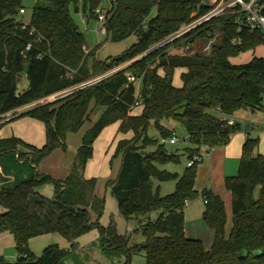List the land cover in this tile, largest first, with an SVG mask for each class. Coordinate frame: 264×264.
Wrapping results in <instances>:
<instances>
[{
	"label": "trees",
	"instance_id": "1",
	"mask_svg": "<svg viewBox=\"0 0 264 264\" xmlns=\"http://www.w3.org/2000/svg\"><path fill=\"white\" fill-rule=\"evenodd\" d=\"M22 2L0 0V116L135 60L98 82L20 114L44 123L43 146L15 136L0 139V156L18 154L25 164L31 160L39 167L53 150L67 148L68 133L78 131L96 108L103 109L83 137L66 178L40 173L34 166L11 182L0 176V233L13 236L18 253L14 262L0 254V264H65L70 250L53 244L37 256L29 249L30 240L57 233L72 243L95 228L102 242L124 248L127 264L131 254L139 252L145 253V264H264V253L252 254L264 248V154L258 151V138L247 136L238 174L225 177L232 198L228 232L224 201L212 190L202 191V217L214 235L209 249L200 239L187 237L184 227V208L199 194L197 163L186 166L181 175L157 166L180 162V155L166 148V141L176 134L170 121L186 130L188 146L183 154L188 162L202 147L212 149L229 142L240 123L230 125L228 118L242 110L263 108L264 58L254 55L243 64L231 58L264 45V31L239 28L236 15L225 14L151 51L209 7L201 0H106L107 38L118 42L135 35L137 41L116 57L99 61L95 59L99 46L86 51L85 37L69 7L73 5L78 12L81 5L86 21L96 20L95 9L102 0H37L25 28L18 19ZM258 4L264 14V0ZM215 27L220 31L219 42L208 52L170 53L180 43L212 36ZM28 43L30 50H26ZM176 69H182L180 87L173 84ZM23 74L29 85L18 93ZM127 74L135 79L129 81ZM137 90L140 109L132 113L137 108L133 107ZM113 123L119 124L121 133L133 132L130 139L119 140L115 155L122 154L120 168L106 184L121 216L139 222L144 242L132 247H127L125 236L112 225H100L105 199L96 193V179L84 176L95 140ZM150 129L158 137L150 135ZM153 179L176 180L175 190L161 196L153 189ZM45 183L54 185V198L37 190ZM153 212L155 219L150 217ZM243 252L246 255L240 256Z\"/></svg>",
	"mask_w": 264,
	"mask_h": 264
},
{
	"label": "rangeland",
	"instance_id": "2",
	"mask_svg": "<svg viewBox=\"0 0 264 264\" xmlns=\"http://www.w3.org/2000/svg\"><path fill=\"white\" fill-rule=\"evenodd\" d=\"M37 0H23L24 14L19 15L18 19L23 23L30 21L32 9ZM108 5L105 4V10ZM70 14L78 26L80 32L83 34L86 40V51L99 46L95 51V59L99 61H106L112 59L128 49L132 44L137 41L135 35L128 37L125 40L112 42L107 38L106 34L99 32L98 24L95 19H89L86 21L83 15L82 6L79 5V11L74 10L73 5L69 7ZM195 13V12H194ZM155 14V10L152 12V16ZM204 15V14H203ZM202 16V15H201ZM200 17V16H199ZM198 27V26H197ZM212 36L209 34L206 37H198L192 44H182L173 46L170 49L171 54L176 55H192L193 53L201 52L205 53L211 49L214 43L219 42L220 31L218 28L212 29ZM172 42V41H171ZM173 43V42H172ZM152 48V47H151ZM155 50V49H154ZM153 51V50H152ZM254 54L255 56L264 55V45L259 47L257 51H246L237 57H234L235 61L245 62L249 60ZM242 58V59H241ZM240 59V60H239ZM135 59L127 61L105 73H110L114 69L122 67L125 68L131 64ZM159 72H162L159 70ZM101 73V74H105ZM99 74V75H101ZM98 76V75H96ZM94 76V77H96ZM28 79L25 74L22 75V80L18 83V89L22 90L28 84ZM173 84L177 87L182 86V80L180 77V70L177 69L174 72ZM136 85L139 86V81H136ZM52 102V99H50ZM47 102V103H49ZM40 103H37L39 105ZM31 104L23 108L24 113L28 109L37 106ZM254 110V111H253ZM103 109L98 107L94 110L89 120L85 121L82 127L72 133H68L66 137L67 148L65 150L56 148L45 159L47 162L61 161L63 157L64 164H70L72 166L75 159L76 145L82 142L83 137L91 128L92 123L95 122L101 115ZM139 112V108H134L132 113ZM13 115V114H12ZM2 116L0 118L2 119ZM237 122L240 123V128L232 135L229 142L226 145L216 147L218 151L223 150V158H218V161H214L215 165L211 166L210 155L203 153L202 160L197 163V176L196 187L198 189V196L187 202L184 208V227L187 237L200 239L206 249H209L213 242V231L208 227L202 217L204 210V198L202 196V190H212L215 194H218L224 201L225 211L227 214L226 230L229 231L232 225V212H231V194L226 188L225 177L238 174L239 163L242 154V146L246 136L252 138H258L259 145L258 150L264 153V98L263 108L249 109L240 111V117L238 116ZM169 126L174 128L178 142L176 144H170L166 141V148L171 152H177L180 155V162H169L166 164H158V168L166 170L171 173H177L181 175L187 166L186 155L183 154V149L188 146L185 142L187 135L185 128L176 121H170ZM149 134L156 136L157 132L154 129H150ZM19 137L24 141L35 146H43L46 143V128L42 121L33 119L29 116H21L15 120L7 122L0 127V137ZM133 136V132L127 133L119 132L116 123L106 126L98 135L93 145V154L86 165L85 177L96 179V191L98 196L105 199L104 213L100 218V225L107 227L112 225L117 234L125 236L127 239V247H132L135 244H141L144 242V236L139 230V222L136 219H125L121 216L117 201L110 194L106 184L110 179L116 178L122 159V154H116L115 150L119 140L130 139ZM154 147H149V150H153ZM44 160V159H43ZM25 159L19 160L17 154L7 153L0 156V176L8 181H13L18 176L23 177L25 172H30L32 165L25 164ZM224 166V172L221 173L220 169ZM65 167V165H63ZM52 167L48 165L45 173L51 174ZM0 180V184H1ZM176 180L158 181L153 179V189L158 190L161 196L171 194L175 190ZM37 190L43 195L54 198V185L52 183L41 184L37 187ZM156 213L151 214V219L156 218ZM97 235V239L93 236ZM101 235L98 229H93L90 233L81 237L78 240L80 248H76L65 258V264H127V254L123 249L118 250L116 248L109 249L111 245L101 241ZM68 242L64 237L57 233L49 234L44 237L32 238L29 242V249L37 256L41 255L43 249L46 246L57 244L61 248L71 249ZM88 244L87 247L83 245ZM0 254L9 262H14L17 258V251L15 249L13 236L8 232L0 233ZM128 264H145V253H133L130 256Z\"/></svg>",
	"mask_w": 264,
	"mask_h": 264
},
{
	"label": "built area",
	"instance_id": "3",
	"mask_svg": "<svg viewBox=\"0 0 264 264\" xmlns=\"http://www.w3.org/2000/svg\"><path fill=\"white\" fill-rule=\"evenodd\" d=\"M201 3L203 5H206L209 7V11L207 13H205L204 15H202L200 17H197L192 22H190L189 24L182 27L180 30L171 34L170 36H168L167 38H165L161 42L155 44L150 50L152 51L154 49H157V48L161 47L162 45L166 44L167 42L173 41L174 39H176V38L184 35L185 33L191 31L192 29L196 28L197 26H199V25H201V24H203V23H205V22H207V21H209L215 17H219V16L225 15V14L236 15V22L239 25V28L246 27L251 31H254L257 29H261L264 31V14L260 10L258 0H201ZM105 4H106V0H102L100 5L95 9V14L97 16L96 21L98 24L97 30L101 33H104V34L106 33ZM24 12H25L24 9L20 10L21 14H23ZM84 19H85V17H84ZM28 23L22 22L23 28H25V26ZM30 48H31V44L28 43L26 46V50H30ZM121 69H122V67L114 69L110 73H105V74H101V75H98L96 77L90 78V79H88V80H86L80 84L72 86V87L65 89L63 91L54 93L50 96H47V97H45L39 101L33 102L31 104L37 105V103H40L39 105H41V104H44V103L51 101L50 99H52V101L57 100L59 98H62L64 96L70 94L71 92H73L77 88H81L85 85H89V84L98 82L101 79L109 76L110 74L117 72V71H120ZM127 77H128L129 81H133L135 79L130 74H127ZM31 104H28V105H31ZM140 104H141V95H140V91L137 90L136 100L133 104V107H138V106H140ZM23 108L25 110L26 107L23 106L21 108H17L16 111L15 110L10 111V112H8V114L6 113V115L23 111ZM234 122H235V120L233 119V117L228 118V124L232 125V124H234ZM178 140H179L178 137L176 136V134H174L169 139V143L175 144L178 142ZM186 141H187V137H185V142ZM201 160H202V155L201 154H195V155H193V157L190 160H188L187 166H192L195 163L200 162Z\"/></svg>",
	"mask_w": 264,
	"mask_h": 264
},
{
	"label": "crops",
	"instance_id": "4",
	"mask_svg": "<svg viewBox=\"0 0 264 264\" xmlns=\"http://www.w3.org/2000/svg\"><path fill=\"white\" fill-rule=\"evenodd\" d=\"M25 13V12H24ZM23 13V14H24ZM262 46V45H261ZM261 46H258L254 51H251V52H255V51H257V49L259 48V47H261ZM254 56V54H252V56H251V58ZM259 57H263L264 58V55L262 54V56H259ZM250 58V59H251ZM242 59V58H241ZM249 59V60H250ZM235 60H237V59H235ZM234 60V58H231V61L233 62V63H235V64H243V63H246V62H248L249 60H247V61H245V62H238V61H235ZM240 60V59H239ZM177 70V69H176ZM180 70V74H181V71H182V69H179ZM22 80V77L20 78V80H19V82ZM28 85H29V82L27 83ZM28 85L25 87V88H22V90H20V89H18V93H21L22 91H24L27 87H28ZM140 109V108H139ZM15 111H16V109H15ZM18 111V110H17ZM254 111V110H253ZM21 112L22 111H20V112H16L15 114H9V115H6V114H4L3 116H2V119L0 118V124H2L0 127H2L4 124H6L7 122H10V121H12V120H15V119H17V118H19L18 116L21 114ZM135 113H139V112H135ZM8 114V113H7ZM238 116L240 117V112H238L237 114H235L234 115V117H233V119L235 120V122L237 121V118H238ZM14 117H17V118H14ZM14 118V119H13ZM117 124V126L119 127V124L118 123H116ZM232 137V136H231ZM3 138H6V137H0V139H3ZM246 138H247V136H246ZM246 138H245V140H246ZM27 142V141H26ZM245 142V141H244ZM243 142V143H244ZM28 143V142H27ZM176 144V143H175ZM66 145H67V143H66ZM81 145V143L80 144H77L76 145V151H75V154L77 153V150H78V148H79V146ZM174 145V144H173ZM38 147H40V146H38ZM259 151V150H258ZM203 153H207L208 155H210V162H209V164L211 165V166H213V165H215L213 162L214 161H218V158H220L221 157V159L223 158V155H224V153H223V150L222 151H218V150H216L215 148H212V149H208L207 147H202L201 149H200V154H203ZM259 153H262V152H260L259 151ZM262 154H264V153H262ZM46 160H48V158L47 159H44V160H42L41 161V163H40V165H39V172L40 173H45V171H47V169H46V167L48 166V165H50L52 168L50 169L51 170V174L50 175H52L54 178H57V179H64V178H66V176L68 175V173H69V171H70V169H71V167H70V164H64L63 163V157L61 158V161H54V162H47ZM63 165H65V167H63ZM220 169H222L221 170V173H223L224 171V166L223 167H221V165H220ZM86 170V169H85ZM45 174H47V173H45ZM84 176H85V172H84ZM86 178V177H85ZM195 188L197 189V187H196V183H195ZM204 189H206V188H204ZM203 189V190H204ZM198 190V189H197ZM202 190V191H203ZM96 193H97V191H96ZM97 195H98V193H97ZM91 232V231H90ZM89 232V233H90ZM88 234V233H87ZM87 234H85V235H87ZM49 235V234H48ZM48 235H43V236H40V237H46V236H48ZM85 235H83V236H81V237H84ZM96 239H97V235L96 234H94L93 235ZM81 237L80 238H78L75 242H70L69 244V246L71 247V249H67V250H70V251H72V250H74V249H76V248H80L82 245L80 244L79 245V243H78V240H80L81 239ZM213 237H214V235H213ZM110 245V244H109ZM84 247H87L88 246V244H85V245H83ZM112 248H116V247H109V249H112Z\"/></svg>",
	"mask_w": 264,
	"mask_h": 264
},
{
	"label": "water",
	"instance_id": "5",
	"mask_svg": "<svg viewBox=\"0 0 264 264\" xmlns=\"http://www.w3.org/2000/svg\"><path fill=\"white\" fill-rule=\"evenodd\" d=\"M17 156H18V154H17ZM29 164L32 165L31 160L29 161ZM32 166H34V165H32ZM34 167H35V169L37 171H39V167L38 166H34ZM263 253H264V248L262 250H256L252 254H253L254 257H258V256L262 255ZM245 255H246V252H243V253L240 254V256H245Z\"/></svg>",
	"mask_w": 264,
	"mask_h": 264
}]
</instances>
